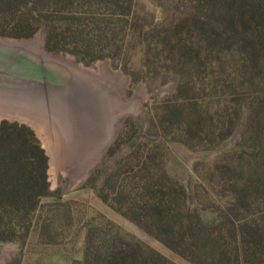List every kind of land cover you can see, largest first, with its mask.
Instances as JSON below:
<instances>
[{"label":"rangeland","instance_id":"obj_1","mask_svg":"<svg viewBox=\"0 0 264 264\" xmlns=\"http://www.w3.org/2000/svg\"><path fill=\"white\" fill-rule=\"evenodd\" d=\"M133 1L134 8L123 21L107 10L82 19L77 36L61 44L77 56L46 51L42 31L29 39L0 36L33 41L44 52L71 58L87 69L98 71L105 64L109 73L120 75L116 83H99L97 95H91L104 94L102 104L94 100L104 122V138L120 123L115 140L100 158L96 152L104 140L97 133L96 140L88 136V105L87 111L75 114L80 129L74 125L77 131L70 137L46 112L15 111L35 117L47 128L40 133L34 124L0 116V122H16L34 132L47 157L53 194L41 201L22 242H0V264H73L82 260L89 235L99 246L104 236L115 232L173 264H192L116 211L129 201L152 202L162 196L172 207L191 209L207 220L227 214L235 224L264 216L252 185L242 188L247 169L262 163L264 135L246 132L241 111L259 103L251 98L257 87L240 85L232 59H224L220 68L209 66L215 58L203 55L199 32H188L191 27L185 21L178 24L177 17L185 13L182 6L172 0ZM176 34L184 39L194 34L192 55L175 45ZM99 55L103 58L89 66L78 60ZM257 106L264 112V103ZM53 132L58 135L55 160L46 145ZM259 172L264 175V157ZM239 194L242 202L228 206Z\"/></svg>","mask_w":264,"mask_h":264},{"label":"trees","instance_id":"obj_2","mask_svg":"<svg viewBox=\"0 0 264 264\" xmlns=\"http://www.w3.org/2000/svg\"><path fill=\"white\" fill-rule=\"evenodd\" d=\"M171 2L185 9L177 17L178 24L185 21L191 27L188 32H199L203 55L215 58L210 67L220 68L224 59H232L233 73L240 85L257 87L251 98L259 103L241 111L246 132L263 136L264 112L257 105L264 103V0ZM133 8V0H0V36L29 39L42 31L46 51L76 55L61 44L67 37L77 36L82 19L107 10L123 21ZM193 35L184 39L176 34L175 45L192 55L196 51ZM102 58L99 55L88 61L80 57L78 60L89 66ZM260 148L262 163L247 169V183L242 188L252 185L254 196H259L264 207V175L256 173L263 166L264 139ZM46 171L47 157L34 132L26 125L1 121L0 242H22L41 201L53 196ZM241 195L228 206L242 202ZM123 208L116 211L192 264H264V216L237 224L227 214L207 220L191 209L172 207L162 196L154 197L152 202L129 201ZM102 241L95 245L89 235L82 260L73 264H173L119 232L104 236Z\"/></svg>","mask_w":264,"mask_h":264},{"label":"water","instance_id":"obj_3","mask_svg":"<svg viewBox=\"0 0 264 264\" xmlns=\"http://www.w3.org/2000/svg\"><path fill=\"white\" fill-rule=\"evenodd\" d=\"M26 41L11 44L0 38V111L15 113L21 108L47 113L52 107L73 116L87 111L90 95L98 92L95 77L87 68L70 64L68 57L41 54L19 44ZM119 127L120 123L110 130L99 158L115 140Z\"/></svg>","mask_w":264,"mask_h":264},{"label":"bare ground","instance_id":"obj_4","mask_svg":"<svg viewBox=\"0 0 264 264\" xmlns=\"http://www.w3.org/2000/svg\"><path fill=\"white\" fill-rule=\"evenodd\" d=\"M2 40V39H1ZM3 41H6V42H9V43H11V44H17V43H15V41H9V40H3ZM19 44H22V45H24V47H27V48H30V49H32V48H34V49H36L38 52H40L41 54H43V50H42V48H41V46L40 45H38V44H35V43H33V41L32 42H20ZM69 62H70V64H77L75 61L73 62L72 61V59L71 58H69ZM76 66H78V67H80V68H83L81 65H79V64H77ZM88 72L91 74V75H93L94 77H95V80L97 81V83H98V85H96V86H98V89H100V85H99V83L101 84L102 83V81H111V82H114V83H116V82H118V80H119V74H111V73H109V68H108V66L107 65H105V64H102V65H100V69H99V72H96V71H94V70H90V69H88ZM104 90H105V88H103ZM93 90V89H92ZM104 90H103V92H104ZM102 91V90H101ZM103 97H104V94L101 92L100 93ZM90 95V94H89ZM94 95H97V93H94ZM100 96V95H99ZM102 96H100V97H98V96H95L96 98H92V96L90 95V99H89V103H88V109H89V111L91 112V114H90V118H91V120L88 122V128H89V134H88V136H90L91 138H94L95 140L98 138V136H102V137H100L101 139L100 140H104L103 142H102V146H101V148H100V150H99V152L97 153L96 152V158H97V156H99V154H100V151H101V149H102V147H103V145L105 144V142H106V139H107V136L104 138V136H105V132H104V130L102 129L103 128V126H104V122L103 123H101L103 120L100 118L99 119V115H98V113H97V111H96V106H98V104L100 105V103L101 102H104L105 100H103V99H101L102 98ZM92 98V99H91ZM94 100L95 101H97L98 102V104H96V102H94ZM106 100H107V98H106ZM113 101V100H112ZM102 104V103H101ZM96 105V106H95ZM110 106H111V103H110ZM52 108V107H51ZM51 108H49L50 110H48V114H50L51 116H52V118H54V119H56L57 121H59L58 123L61 125V127H62V131H63V133L65 134V136L66 137H70L71 135L70 134H72V132H74V134L76 133V129H75V127H74V125H77V127H78V129H80V126H79V123L77 122V116H73L71 113H68L66 110H64V109H60V110H57L56 112L55 111H53ZM19 109H21V108H19ZM93 111H95V112H93ZM106 109V108H105ZM99 112V111H98ZM106 112V111H105ZM24 114H25V112H23ZM29 113V112H28ZM28 113H26L25 115H16V113L14 114V113H9V112H7V111H3L2 113H0V116H12V117H15V118H17V119H19V120H21V121H25V122H29V123H31V125L33 126V124H34V127L37 129V131L40 133V132H42L44 129H45V126L44 125H41V123L35 118V117H31V115L30 114H28ZM35 116V115H34ZM5 117V118H6ZM102 117V116H101ZM4 118V117H3ZM40 119V118H39ZM100 120H102V121H100ZM42 121V120H41ZM44 122V121H43ZM48 125V124H47ZM81 125V124H80ZM107 126V125H106ZM83 127V126H82ZM50 128V127H49ZM109 128V127H108ZM47 129V128H46ZM45 129V130H46ZM86 129H87V127H86ZM104 129H105V127H104ZM71 130V131H70ZM85 130V129H84ZM60 132V131H59ZM92 133V134H91ZM93 133H97L98 134V136H96V137H93ZM104 133V134H103ZM57 134H58V132H57ZM61 134V133H60ZM77 135L79 136V134L77 133ZM107 135H109V134H107ZM58 136V135H57ZM56 136V134L53 132V135H52V137L53 138H51V137H47L48 139L46 140L47 142H46V145H47V149H48V152L52 155V159L53 160H55L56 159V157H57V154H58V142H57V137ZM74 136H76V135H74ZM103 138V139H102ZM98 141V140H97ZM97 143H99V142H97ZM92 165V164H91Z\"/></svg>","mask_w":264,"mask_h":264},{"label":"flooded vegetation","instance_id":"obj_5","mask_svg":"<svg viewBox=\"0 0 264 264\" xmlns=\"http://www.w3.org/2000/svg\"><path fill=\"white\" fill-rule=\"evenodd\" d=\"M91 70V69H90ZM95 71V70H94ZM96 72H99V70L98 71H96ZM102 82H106V83H110L111 81H102ZM114 83V82H113Z\"/></svg>","mask_w":264,"mask_h":264}]
</instances>
